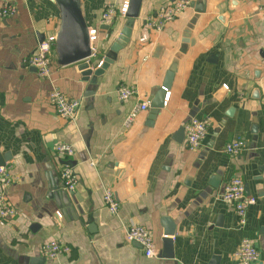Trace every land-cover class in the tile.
Returning <instances> with one entry per match:
<instances>
[{"label": "crops", "instance_id": "obj_1", "mask_svg": "<svg viewBox=\"0 0 264 264\" xmlns=\"http://www.w3.org/2000/svg\"><path fill=\"white\" fill-rule=\"evenodd\" d=\"M129 1L80 0L88 30H98V64L126 22L118 17L103 30L104 7ZM175 1L141 0L129 42L95 84L55 57L49 80L27 64L58 30L53 0H25L14 16L0 18V193L15 209L13 219L0 221V264H241L233 254L243 239L259 253L255 264H264V0H206L205 13L189 5L157 28L159 10ZM176 56L163 108L154 119L140 112L126 129L128 113L149 105ZM52 86L80 101L73 123L56 116ZM123 87L134 90L126 101L118 95ZM192 119L208 122L196 150L184 143ZM236 140L244 146L229 156L225 147ZM60 144L73 149V191L59 178ZM233 177L255 200L244 227L220 197ZM106 189L116 216L103 202ZM128 226L150 233L156 258L127 242ZM168 228L172 237H164ZM51 242L69 253L46 260L41 247Z\"/></svg>", "mask_w": 264, "mask_h": 264}, {"label": "built area", "instance_id": "obj_2", "mask_svg": "<svg viewBox=\"0 0 264 264\" xmlns=\"http://www.w3.org/2000/svg\"><path fill=\"white\" fill-rule=\"evenodd\" d=\"M25 0H9L0 8V18H9L16 14V5ZM192 0H177L168 7H163L157 13V28L168 22H172L183 10L187 9ZM128 3H123L119 8L111 4L104 7L101 15L100 26L110 27L114 24L116 18L125 19ZM259 15L264 19V8L259 10ZM98 30H89V39L91 43L92 57L96 56V42ZM54 36H49L39 43L35 54L28 58L27 64L36 70L39 78L49 80L51 76V66L54 61L53 44ZM119 99L126 101L133 97L134 90L123 87L118 91ZM49 102L54 108L56 116L69 122H74L80 101L67 99L56 86H52L48 95ZM149 110L148 103H141L135 106L126 116L123 126L128 129L140 112ZM208 122L192 119L185 127V147L190 150H196L205 137ZM244 144L241 140H236L226 145L225 153L229 156H236L242 150ZM56 158L61 163L59 178L63 184L64 190L73 191L77 182L73 174L72 167L69 164V158L73 156V149L67 144H60L55 147ZM5 177V168L0 167V178ZM8 179L4 181L6 184ZM221 201L229 205L238 218L240 227L246 225L247 212L255 204V200L245 195V186L239 177L231 178L224 186L221 194ZM103 202L113 216L118 213V203L113 197L111 190L106 189L103 195ZM15 216L14 207L7 201L5 194L0 193V221H8ZM60 216V215H58ZM125 238L128 243L137 244L143 250L146 258H156L157 250L153 243L150 233L139 226H128L125 231ZM69 253V249L58 242H51L41 247L42 256L49 261L55 260L60 255ZM233 258L241 264H255L259 259V253L253 243L243 239L233 254Z\"/></svg>", "mask_w": 264, "mask_h": 264}, {"label": "water", "instance_id": "obj_3", "mask_svg": "<svg viewBox=\"0 0 264 264\" xmlns=\"http://www.w3.org/2000/svg\"><path fill=\"white\" fill-rule=\"evenodd\" d=\"M59 11V26L54 36L53 54L57 66L65 67L76 65L78 72L89 80L91 84L99 82V78L104 74L109 65L113 61V53H117L129 42L131 37V30L135 19L138 17L141 0H130L128 3L127 13L125 15V25L120 34L111 44L108 53L104 59L96 61V56L92 57L91 43L89 39V30L86 21L83 17L80 0H53ZM206 0H194L190 3V8L196 14H203L206 11ZM110 27H102L105 31H110ZM160 48H156L155 53L158 54ZM180 56H176L170 64L165 75L164 82L160 88H156L152 98L149 100V111L151 118L154 119L159 110L164 106V101L167 92L171 88V84L175 73L178 69ZM98 65V66H97ZM224 91L218 94L222 95ZM255 139V138H254ZM6 157H4L5 161ZM3 161V162H4ZM0 162V166H3ZM216 187V183L211 184ZM224 191V186L221 189V194ZM245 187V195H247ZM174 232L172 228H168L164 237H172ZM171 240L164 238L163 242L166 246L171 245ZM168 258H172V254ZM44 261V260H43ZM34 263V262H33ZM36 261L34 264H37Z\"/></svg>", "mask_w": 264, "mask_h": 264}]
</instances>
